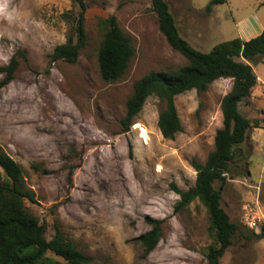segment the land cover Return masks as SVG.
I'll return each mask as SVG.
<instances>
[{
	"label": "rangeland",
	"instance_id": "374dc122",
	"mask_svg": "<svg viewBox=\"0 0 264 264\" xmlns=\"http://www.w3.org/2000/svg\"><path fill=\"white\" fill-rule=\"evenodd\" d=\"M166 1L181 36L203 53L235 38L250 40L264 29V0H226L211 11V0ZM84 3L87 44L71 64L53 62L51 55L67 41L82 10L76 0H0V67L19 51L27 57L18 56L9 84L0 72V149L24 168L36 195L25 204L46 226L48 241L58 226L93 259L89 264H209L215 232L207 207L199 199L180 212L175 205L177 190L195 185L193 159L206 162L214 151L224 121L222 100L233 79L176 97L183 132L173 140L159 129L166 103L157 96L148 98L131 130L123 132L135 83L153 71L178 70L188 60L160 31L152 0ZM112 16L132 37L135 55L122 78L106 82L98 56ZM250 64L258 84L240 112L252 127L235 149L231 173L215 183L222 208L238 228L221 264H264V239L255 237L264 228V56ZM253 214L261 222L257 230L247 224ZM147 218L163 221V237L144 256L136 239L151 229ZM47 256L65 262L53 252Z\"/></svg>",
	"mask_w": 264,
	"mask_h": 264
},
{
	"label": "trees",
	"instance_id": "16d2710c",
	"mask_svg": "<svg viewBox=\"0 0 264 264\" xmlns=\"http://www.w3.org/2000/svg\"><path fill=\"white\" fill-rule=\"evenodd\" d=\"M76 1L82 10L74 18L67 41L54 49L51 55L53 62L65 60L71 64L76 63L87 44L85 3L84 0ZM225 2L211 0L207 10L211 11L214 5ZM152 5L160 31L171 47L188 60V64L178 70L150 72L135 83L133 94L127 101L126 115L121 120L123 132L131 130L148 98L157 96L166 103L159 116V129L165 139L173 140L183 132L176 97L192 90L203 93L217 80L233 79L232 90L222 100L224 121L223 127L215 135L214 151L209 154L206 162L193 159L192 166L197 172L195 185L186 191L177 190L180 200L175 205V211L180 212L199 199L207 207L215 232V245L209 249L207 259L209 264H221L226 250L233 244L238 228L222 208V194L215 188V183L224 181L226 175L231 173L236 158L235 149L248 140L252 123L240 112V104L251 96L258 84V77L250 62L264 56V29L250 40L235 38L218 44L209 53H203L181 36L166 0H152ZM105 25L107 32L99 50L98 61L103 80L114 82L126 74L135 55V48L132 37L121 29L116 17L107 19ZM19 55L27 59L25 53L19 51L9 65L0 67V72L5 74L4 85L14 79ZM34 168L40 171L38 166ZM245 172L249 173V170ZM26 201L35 202L36 195L26 185L24 168L0 149V264L92 262L90 256L65 239L58 226L55 236L48 241L46 226L40 224L30 212ZM147 222L151 229L136 239L144 250V256L152 253L163 237L162 220L147 218ZM255 237L264 239V228ZM49 252L62 257L65 262L48 257Z\"/></svg>",
	"mask_w": 264,
	"mask_h": 264
},
{
	"label": "built area",
	"instance_id": "2783aa9c",
	"mask_svg": "<svg viewBox=\"0 0 264 264\" xmlns=\"http://www.w3.org/2000/svg\"><path fill=\"white\" fill-rule=\"evenodd\" d=\"M260 223V219L255 214H253L251 217L248 216L247 224L251 230H257L258 225L260 226Z\"/></svg>",
	"mask_w": 264,
	"mask_h": 264
},
{
	"label": "clouds",
	"instance_id": "9594fccd",
	"mask_svg": "<svg viewBox=\"0 0 264 264\" xmlns=\"http://www.w3.org/2000/svg\"><path fill=\"white\" fill-rule=\"evenodd\" d=\"M0 11H2V9H0Z\"/></svg>",
	"mask_w": 264,
	"mask_h": 264
},
{
	"label": "crops",
	"instance_id": "0c3cea01",
	"mask_svg": "<svg viewBox=\"0 0 264 264\" xmlns=\"http://www.w3.org/2000/svg\"><path fill=\"white\" fill-rule=\"evenodd\" d=\"M263 30V29H262ZM261 33V32H260Z\"/></svg>",
	"mask_w": 264,
	"mask_h": 264
}]
</instances>
